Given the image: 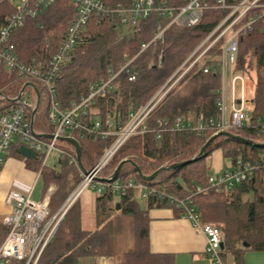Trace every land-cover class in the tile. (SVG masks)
Returning <instances> with one entry per match:
<instances>
[{"label": "trees", "instance_id": "16d2710c", "mask_svg": "<svg viewBox=\"0 0 264 264\" xmlns=\"http://www.w3.org/2000/svg\"><path fill=\"white\" fill-rule=\"evenodd\" d=\"M132 0H105L109 5L116 2L129 3ZM170 2L173 0H169ZM15 12L10 0H0V26L6 15ZM76 10L71 0H56L44 13L34 19H27L24 26L15 29L11 42L16 46L20 59L30 63L32 58L49 59L57 50L68 27L75 18ZM221 9L205 10L200 22L193 27L172 25L164 39L156 45L137 53L141 44L154 36L159 18L153 14L140 20L134 27L116 25L110 19L92 14L83 31L72 60L56 79L57 100L61 109L88 93L94 83L108 78L109 68L118 70L128 58L135 55L132 66L137 70V78L130 81L124 73L114 81V89L95 101V116L115 126L126 124L131 111L145 105L153 95L169 80L177 68L204 40L210 31L225 16ZM215 46L208 57L193 66L167 93L153 110L149 124L156 128L158 118L173 119L177 116L194 121L200 115L204 118L218 114L216 101L220 78L218 74L205 73L203 65L211 58L218 57ZM161 56V58H160ZM235 73L254 80L253 125L233 127L232 134L251 140L243 141L233 136L221 135L197 160L173 169L163 170L151 181L144 180L161 167H168L197 156L205 142L215 134L207 131L198 135L191 130L165 131L157 138L155 131L133 135L119 149L102 171L107 178L113 175L121 161L126 160L118 174L120 180H134L146 183L158 190L171 192L180 198L190 197L192 206L202 223L212 224L225 235V252L234 256V264H244L247 250L264 251V131L254 122L264 120V24L258 21L253 29L240 41ZM30 84V85H29ZM24 92L17 101L22 89ZM35 89L39 92V104L33 119V128L39 136L49 140L55 132L50 120V98L43 85L36 79L18 72L10 74L0 68V113H10L22 104L21 100L36 102ZM33 111L29 118H33ZM256 124V125H254ZM71 138L77 140L81 161L86 171L92 169L113 139L80 137L72 131ZM58 145L67 155L58 158L53 168L44 167L41 172L44 189L54 185L50 197V212L54 214L81 180L80 171L72 158L76 157L75 147L70 141L61 140ZM21 144H13L11 151L20 153ZM221 150L224 157L236 166L242 158L255 166L253 175L230 189L209 187L210 158ZM43 155L27 158L28 166L38 170ZM40 176V177H41ZM137 190L130 189L118 200L111 192L96 197L97 227L86 230L82 226V209L79 199L66 212L52 242L46 247L38 264H82L85 259L98 256H113L116 264H175L172 254L154 253L149 246V209L171 207L177 216L183 209L171 205L168 200L151 196L143 208L137 200ZM120 203V208H117ZM130 222L134 244L124 250L118 246L117 238L126 221ZM122 228V232L124 231ZM247 243L248 246H244ZM120 248V249H119ZM120 255V256H119ZM9 264H19L9 260Z\"/></svg>", "mask_w": 264, "mask_h": 264}, {"label": "built area", "instance_id": "2783aa9c", "mask_svg": "<svg viewBox=\"0 0 264 264\" xmlns=\"http://www.w3.org/2000/svg\"><path fill=\"white\" fill-rule=\"evenodd\" d=\"M11 1V0H10ZM76 10L75 18L68 27L64 37L58 44L55 53L47 60L32 58L30 63L20 59L16 46L11 42L15 29L24 26L27 19L37 18L48 10L56 0H18L15 12L6 15L0 26V68L10 74L20 73L38 80L47 91L50 103V120L54 123L53 137L45 140L33 128V119L29 118L31 109L36 102L21 100L22 104L10 113H0V174L11 152L13 144L31 147L37 156L43 155L41 166L36 170L37 179L42 169L48 167L50 159L67 155L64 148L58 145L60 137H71L70 132H77L80 137L110 139L108 146L96 165L83 172L78 166L77 157L72 161L78 167L81 180L72 191L64 204L54 214L50 212V197L54 191L49 187L41 198H34L17 190H10L5 198L11 210L7 213L0 211V264H9V260H16L19 264H38L46 247L52 242L66 212L88 188L96 190L97 195L106 192L122 197L128 190L139 192L143 199L157 196L178 209H183L181 216L191 220L207 238L205 253L213 264H223L222 245L225 243L224 233L212 224L202 223L196 208L191 204L190 197L180 198L171 192L158 190L141 181L112 180V176L103 177L102 171L116 155L119 149L133 135L155 131L157 138H161L165 131L191 130L198 135L207 131L215 133L228 131L233 127L253 125L251 111L253 105L248 106L245 100L244 77L242 74L232 75L238 58L240 41L248 34L258 21L264 24V0H132L129 3L116 2L107 4L105 0H71ZM221 9L225 16L210 31L196 49L177 68L169 80L143 106L129 114L128 121L122 126H115L111 120L102 122L96 117L94 104L97 98L107 96L114 89L116 77L124 73L130 81L137 78V70L132 66L135 57L151 44L161 42L167 30L172 25L193 27L197 25L205 10ZM92 14L110 19L116 25L134 27L140 20L155 14L159 18L157 30L148 42L141 44V49L132 58H128L118 70L109 68L108 78L90 86L87 94L71 103L67 109H61L57 100L56 79L60 71L71 62L73 53L79 43L81 35ZM218 45V57L208 59L203 65L205 73L218 74L220 87L216 101L218 114L209 118L200 115L196 121L177 116L173 119L158 118L157 127L150 126L149 121L153 110L165 98L173 86L203 58L210 55V51ZM161 58V56H160ZM242 81V96L239 100L235 96V82ZM17 101H20L18 99ZM264 131V120L254 121ZM54 167V164L51 168ZM255 166L237 160L233 169H224L212 174L208 178L209 187L230 189L242 183L253 175Z\"/></svg>", "mask_w": 264, "mask_h": 264}, {"label": "crops", "instance_id": "0c3cea01", "mask_svg": "<svg viewBox=\"0 0 264 264\" xmlns=\"http://www.w3.org/2000/svg\"><path fill=\"white\" fill-rule=\"evenodd\" d=\"M231 74L236 76L238 73H235L233 69ZM237 81L238 80H236V82ZM237 86L241 88L242 93V83H238ZM252 90L253 97L248 100L251 105H253L255 84ZM189 119L194 121L192 118ZM27 158L28 157L22 154L11 151L6 160L5 166L0 174V211L3 213H7L11 210L10 206L5 202V198L10 190H17L34 197L38 179L36 170L28 166ZM210 167V175L219 173L224 169L235 168V166L224 157L221 150H217L212 154L210 158ZM147 204L148 202L145 200L143 208H147ZM94 208V224H96V228L97 216L95 204ZM148 214L150 217L149 246L152 252L172 254L175 264H213L212 260L205 253L207 238L200 229L193 225L191 220L183 216H177L171 207L150 208ZM81 215L83 228L86 230H94L93 224V227L90 228L85 226L83 213ZM222 261L223 264H234L233 254L231 252H225L224 248H222ZM116 263L115 257L113 256H98L93 259H85L82 261V264ZM244 264H264V251L247 250L244 254Z\"/></svg>", "mask_w": 264, "mask_h": 264}, {"label": "rangeland", "instance_id": "374dc122", "mask_svg": "<svg viewBox=\"0 0 264 264\" xmlns=\"http://www.w3.org/2000/svg\"><path fill=\"white\" fill-rule=\"evenodd\" d=\"M11 2H13L14 4H17L18 0H11ZM231 77H232V74L230 73V78ZM243 77H244V81H245V100L247 102L246 104L248 106H250L251 104H250V101H248V100L252 99V97H253V94H252L253 90L252 89L254 86V80L250 77L245 76V75H243ZM240 82L242 83V81L240 79H238V81L236 82L235 96L237 99H239L242 96L241 88H239L237 86L238 83H240ZM57 160H58L57 156L50 159L48 162V165H49L48 167L51 168V166L53 164H56ZM80 176H81V174H80ZM44 185H45V182H44L43 176H41V177H39V179L36 183L34 197L41 198L43 196V194L45 193V191L49 187H53L54 189L56 188L54 185H51V186L47 187L45 190ZM96 196H97L96 190H94L90 187V188L86 189L84 191V193L81 195V197L79 198V204H80V207L82 209L84 224L86 227H89V228L93 227L92 224L94 225V228L96 225V224H94V221H95V208H94L95 202L94 201H95ZM115 198L117 200L119 199V197L116 195H115ZM137 200L141 203V206L143 207L145 204V199L141 198L139 193H137ZM96 223H97V221H96ZM125 225H126L125 228H124V226L122 227V228H124L123 233H121L122 232L121 226L118 225V229L119 230L121 229L120 235L117 238L118 246L121 248V249L119 248L120 250L128 249V248L132 247L134 244L132 234L130 233L131 225H130L129 220L126 221Z\"/></svg>", "mask_w": 264, "mask_h": 264}, {"label": "water", "instance_id": "95a60500", "mask_svg": "<svg viewBox=\"0 0 264 264\" xmlns=\"http://www.w3.org/2000/svg\"><path fill=\"white\" fill-rule=\"evenodd\" d=\"M30 85V84H29ZM24 89L25 87L22 89L20 95L16 98V100L20 99L23 92H24ZM35 92H36V96H37V99H36V106H35V109L33 111V117H35V114H36V111H37V107H38V104H39V92L37 89H35ZM221 135H228V136H233V137H236L240 140H243V141H248V142H252L251 140H248V139H244L242 137H239V136H236L234 134H232L231 132H228V131H221V132H218V133H215L214 135H212L206 142L205 144L202 146V148L200 149V151L198 152L197 156L193 159H190V160H187V161H184V162H181V163H176L174 165H171V166H168V167H161L159 168L156 172H154L152 175L150 176H144L141 174L140 170L138 169V167L135 165V167L137 168L138 172H139V175L146 181H151L153 180L156 175L158 173H160L161 171L163 170H167V169H173V168H176V167H179V166H183L187 163H190V162H193L195 160H197L198 158H200L207 150V148L209 147V145L219 136ZM49 137H53V135H50ZM59 140H64V141H70L74 147H75V152H76V157H77V160H78V166L79 168L83 171V172H87L83 165H82V161H81V153H80V148H79V144L77 142V140H75L74 138H71V137H60ZM257 145H264V143H256ZM19 151L20 153L25 156V157H28V158H33V157H36L37 156V153L29 146L27 145H21L20 148H19ZM127 162L126 160L124 161H121L119 163V165L117 166V168L115 169L113 175H112V180H115L117 179L118 177V174H119V171L122 167V165ZM117 208L119 209L120 208V203H117ZM244 246H248L247 243H244ZM222 248H224V244L222 245Z\"/></svg>", "mask_w": 264, "mask_h": 264}]
</instances>
